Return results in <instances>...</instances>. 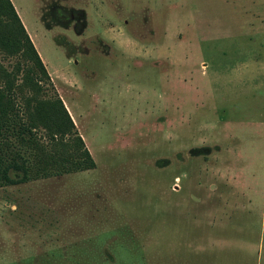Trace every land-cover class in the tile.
<instances>
[{"label": "rangeland", "instance_id": "rangeland-1", "mask_svg": "<svg viewBox=\"0 0 264 264\" xmlns=\"http://www.w3.org/2000/svg\"><path fill=\"white\" fill-rule=\"evenodd\" d=\"M11 2L96 168L0 187V264H264V0Z\"/></svg>", "mask_w": 264, "mask_h": 264}, {"label": "trees", "instance_id": "trees-1", "mask_svg": "<svg viewBox=\"0 0 264 264\" xmlns=\"http://www.w3.org/2000/svg\"><path fill=\"white\" fill-rule=\"evenodd\" d=\"M0 52L18 59L12 71L0 62V187L95 169L62 99L43 97L52 79L11 0H0Z\"/></svg>", "mask_w": 264, "mask_h": 264}, {"label": "crops", "instance_id": "crops-1", "mask_svg": "<svg viewBox=\"0 0 264 264\" xmlns=\"http://www.w3.org/2000/svg\"><path fill=\"white\" fill-rule=\"evenodd\" d=\"M27 32H28V30H27ZM29 33V32H28ZM258 33V32H257ZM261 35H263L264 36V32H263V34H261ZM29 36L31 37V39H32V41H33V43H34V40H33V38H32V35H31V33H29ZM264 44V43H263ZM35 45V44H34ZM36 47V46H35ZM40 55V54H39ZM43 62H44V60H43ZM257 144V143H256ZM254 146H255V148H256V145L254 144Z\"/></svg>", "mask_w": 264, "mask_h": 264}]
</instances>
